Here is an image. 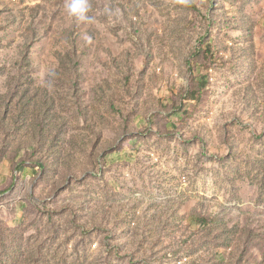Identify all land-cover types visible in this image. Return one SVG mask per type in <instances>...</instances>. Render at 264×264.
Here are the masks:
<instances>
[{"label": "rangeland", "instance_id": "374dc122", "mask_svg": "<svg viewBox=\"0 0 264 264\" xmlns=\"http://www.w3.org/2000/svg\"><path fill=\"white\" fill-rule=\"evenodd\" d=\"M68 2L0 0V264H264V0Z\"/></svg>", "mask_w": 264, "mask_h": 264}, {"label": "clouds", "instance_id": "9594fccd", "mask_svg": "<svg viewBox=\"0 0 264 264\" xmlns=\"http://www.w3.org/2000/svg\"><path fill=\"white\" fill-rule=\"evenodd\" d=\"M66 8L70 15L76 17L82 22L91 23L93 21V17L88 15V12L90 11L88 0H69Z\"/></svg>", "mask_w": 264, "mask_h": 264}, {"label": "trees", "instance_id": "16d2710c", "mask_svg": "<svg viewBox=\"0 0 264 264\" xmlns=\"http://www.w3.org/2000/svg\"><path fill=\"white\" fill-rule=\"evenodd\" d=\"M4 114H6V116H7V106L5 107V113Z\"/></svg>", "mask_w": 264, "mask_h": 264}]
</instances>
